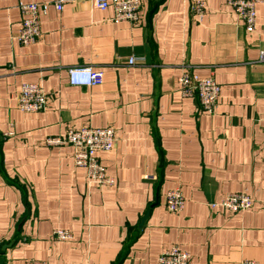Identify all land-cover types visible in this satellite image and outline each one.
I'll list each match as a JSON object with an SVG mask.
<instances>
[{
	"label": "crops",
	"instance_id": "crops-1",
	"mask_svg": "<svg viewBox=\"0 0 264 264\" xmlns=\"http://www.w3.org/2000/svg\"><path fill=\"white\" fill-rule=\"evenodd\" d=\"M50 1L0 0L5 264H157L174 245L189 264H264V3L249 33L227 0H205L201 20L189 0H140L136 24L72 0L50 7L39 40L21 45L19 4ZM76 66L102 72V84L71 85ZM184 66L220 85L213 113L178 90ZM25 83L46 92L44 110L20 109ZM83 127L114 129L113 149L97 152L114 185L88 183L71 145H45ZM176 189L185 204L173 213L164 196ZM229 193L248 194L252 207H211ZM56 229L72 239L57 241Z\"/></svg>",
	"mask_w": 264,
	"mask_h": 264
},
{
	"label": "built area",
	"instance_id": "built-area-1",
	"mask_svg": "<svg viewBox=\"0 0 264 264\" xmlns=\"http://www.w3.org/2000/svg\"><path fill=\"white\" fill-rule=\"evenodd\" d=\"M72 0H54L50 2L20 3L21 26L16 39L21 45L29 46L36 43L42 35L41 16L46 14L50 7L62 11ZM97 9L106 11L111 8L114 12L113 21L136 24L140 20V0H93ZM264 0H227V4L243 21L247 32H253L256 22V5ZM190 11L202 19L205 14V0H189ZM134 58L129 64H134ZM259 61L264 62V50L259 52ZM69 83L74 86H96L103 82V73L91 67L76 66L68 69ZM177 87L185 97H198L203 110L213 113L220 100V85L212 75L200 77L190 66H184L177 79ZM48 95L36 83H25L18 94V104L25 112H39L46 108ZM14 135L13 131L5 136ZM117 141L115 131L111 127H83L81 129H68L62 136L48 137L45 145L58 147L71 145L74 153V163L86 171L88 183L100 186L114 185L115 180L108 176L105 167L97 157L99 151H111ZM166 208L173 213L182 211L185 197L179 189L168 191L164 196ZM212 208L219 207L232 213L252 207L253 199L244 193H229L220 202L210 204ZM53 237L57 241H68L72 235L67 230L56 229ZM1 250V246H0ZM190 253L183 251L177 245L162 251L157 264H189ZM25 264H42L39 261H28ZM241 264H258L255 261L244 260Z\"/></svg>",
	"mask_w": 264,
	"mask_h": 264
},
{
	"label": "water",
	"instance_id": "water-1",
	"mask_svg": "<svg viewBox=\"0 0 264 264\" xmlns=\"http://www.w3.org/2000/svg\"><path fill=\"white\" fill-rule=\"evenodd\" d=\"M148 215V214H147ZM146 215V216H147ZM146 216L143 218V221L145 220ZM6 247L4 246L2 249H5ZM0 264H5V259L3 257H0Z\"/></svg>",
	"mask_w": 264,
	"mask_h": 264
}]
</instances>
